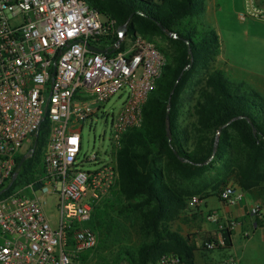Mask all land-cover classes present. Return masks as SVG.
I'll use <instances>...</instances> for the list:
<instances>
[{"label":"built area","instance_id":"2783aa9c","mask_svg":"<svg viewBox=\"0 0 264 264\" xmlns=\"http://www.w3.org/2000/svg\"><path fill=\"white\" fill-rule=\"evenodd\" d=\"M238 18L264 21V8L244 0ZM118 27L86 0H0V264H77V255L97 245L96 233L84 224L115 187L116 152L123 136L141 127L144 104L167 64L154 42ZM115 97L122 98L120 107L107 112ZM98 116L110 121V162L84 170L82 164H94L97 156L79 157L83 122ZM42 124L47 135L40 173L3 195L33 154ZM20 155L27 156L16 168ZM245 198L231 185L218 193L227 207ZM51 200L56 228L44 212ZM200 201L193 195L187 205ZM249 213L260 216L261 204L253 202ZM205 220L215 229L201 250L226 248L223 233L239 222L215 209L206 211ZM150 264L195 263L165 253ZM216 264L240 262L227 256Z\"/></svg>","mask_w":264,"mask_h":264},{"label":"trees","instance_id":"16d2710c","mask_svg":"<svg viewBox=\"0 0 264 264\" xmlns=\"http://www.w3.org/2000/svg\"><path fill=\"white\" fill-rule=\"evenodd\" d=\"M86 2L114 19L117 26L125 25L128 34L154 42L167 57L156 88L144 104L141 127L122 138L116 152L117 183L94 205L91 229L102 231L111 209L117 216L133 219L141 238L135 251L122 250L127 264H150L165 253L193 262L197 248L191 235L184 237L170 228L191 196L204 195L209 188L216 191L233 181L245 194L261 196L264 205V100L256 90L216 67L221 43L204 18L205 0ZM193 87L198 94L189 129L181 126L179 118L184 94L191 96ZM46 135L42 124L33 154L19 166L17 181L3 195L40 173ZM215 136L218 145L213 154ZM21 158L17 157L16 168ZM263 220L261 213L256 225L261 226ZM223 235L229 248L230 231ZM212 237L210 233L200 236L203 241ZM96 248L77 255V264L86 263L87 254Z\"/></svg>","mask_w":264,"mask_h":264},{"label":"rangeland","instance_id":"374dc122","mask_svg":"<svg viewBox=\"0 0 264 264\" xmlns=\"http://www.w3.org/2000/svg\"><path fill=\"white\" fill-rule=\"evenodd\" d=\"M234 1L242 12L244 0ZM206 2V20L218 33L222 46L221 56L223 55L227 60L226 66L217 63L218 67L223 69L225 75L230 79L242 81L251 89L256 90L264 100V21L255 18L240 20L238 18L240 12L231 11L230 0H217L215 8L211 6L209 0ZM157 42L161 44L160 41ZM193 89L191 96L184 94V106L179 118L181 126H186L189 129L194 118L192 106L198 94L197 88L193 87ZM121 103L122 98L115 97L105 105V110L115 112ZM109 126L110 121L105 123L104 119L99 116L94 117L91 122H83L82 148L79 157L97 156V161L94 164H82L81 167L84 170H93L103 163L110 162ZM25 148L26 146H23V151ZM225 185L238 188L233 181H229ZM225 185L220 186L216 191L209 188L204 195H197L201 200L200 203L193 208L187 205L180 217L171 223L170 228L184 237L191 235V242L195 246L198 244L197 246L201 247L203 240L200 236L208 230L215 229L212 224L206 222L205 213L209 209L219 208L221 202L218 199V192ZM245 195L251 202H257L264 206L263 198L257 193ZM107 211L108 216L105 218L107 225L102 231H96L98 237L97 251L88 253L87 262L84 264H127L126 256L120 255L122 250L135 251L141 242L138 228L133 219L117 216V213L111 209ZM44 212L52 228H56L58 220L55 200H51V207H45ZM84 226L93 228V222L88 221ZM239 228L238 226L234 229L236 231L232 236L233 247L231 252L239 255L243 251L253 262L264 264V231L257 230V238H253L254 235L250 234L249 239L246 240L242 237ZM199 251L202 253L203 261H211V258L218 261L223 254L217 253L218 251L201 249Z\"/></svg>","mask_w":264,"mask_h":264},{"label":"crops","instance_id":"0c3cea01","mask_svg":"<svg viewBox=\"0 0 264 264\" xmlns=\"http://www.w3.org/2000/svg\"><path fill=\"white\" fill-rule=\"evenodd\" d=\"M209 1L211 3V6H213V8H215L217 6V4H216L217 0H209ZM230 1H231V11H233V12L237 11V13L240 12V7L236 6L235 1L234 0H230ZM257 1H258V4L264 8V0L263 1L262 0H257ZM206 3L207 2L205 0V10H204V18H205V20L207 19L206 18V13H207V4ZM206 22H207V20H206ZM217 63L222 64L223 66L227 65V60L224 58L223 55L221 56V48H220V53L217 56V60H216V67L220 68V67H218ZM221 70L223 71V69H221ZM252 203L253 202H251L246 196L244 201L241 202L240 204L236 205V206L227 207V206H225L224 204L221 203L222 205L220 204L219 208L215 207L213 209L218 210L220 213H222L223 215L228 216L229 218H233V219L237 220L239 222L238 226L240 227L239 231H240L242 237L247 240V239H249L250 234H252V236L254 235L253 238H257V235H256L257 234V230L264 231V220H263V223H262L261 226H257L256 222H255V217H253L249 213V207L251 206ZM261 209H262V212H263V215H264V206L261 205ZM213 231L214 230H211V231L208 230L206 233H210L211 235H213ZM235 231L236 230L230 231V236H229L230 237V243H231L230 247L218 250L217 253H223L219 258L223 259V258H225L227 256L228 257L229 256H233V257H235L236 259L239 260L240 264H259V263L253 262V260L250 259L243 251L239 255H236L235 253L231 252V249L233 247L232 236L235 233ZM197 245H196L197 250L195 251V255H194V263L195 264H216L217 260H215V258H211V261H209V260L208 261H203V259L201 257V254H200V251H199L201 249V247L197 246Z\"/></svg>","mask_w":264,"mask_h":264},{"label":"water","instance_id":"95a60500","mask_svg":"<svg viewBox=\"0 0 264 264\" xmlns=\"http://www.w3.org/2000/svg\"><path fill=\"white\" fill-rule=\"evenodd\" d=\"M125 30H126V26H125V25H121V26L118 27V32L124 33ZM166 34H167L168 36H170V37H174V35H173L172 33H170V32H166ZM91 48H92V47H91ZM92 49L95 50V51H98V49H95V48H92ZM169 108H170V101H168V104H167V110H166V124H167V125H168V122H169V115H168V113H169ZM167 131H168V128H167ZM217 133H218V134L220 133V129L218 130ZM35 137L37 138V135H35ZM35 145H36V141H34V146H35ZM217 145H218V136H215L214 144H213V154H214V152H215V150H216ZM26 156H27V155H24V156L21 158L20 163H22V162L25 160ZM14 176H15V175H14ZM13 179H14V177H13ZM13 179H12V180H13ZM2 192H3V191H0V194H1Z\"/></svg>","mask_w":264,"mask_h":264}]
</instances>
